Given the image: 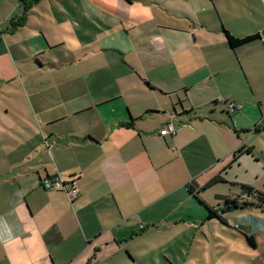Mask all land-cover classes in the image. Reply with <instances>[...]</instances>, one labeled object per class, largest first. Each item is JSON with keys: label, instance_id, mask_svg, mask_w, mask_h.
I'll use <instances>...</instances> for the list:
<instances>
[{"label": "crops", "instance_id": "obj_1", "mask_svg": "<svg viewBox=\"0 0 264 264\" xmlns=\"http://www.w3.org/2000/svg\"><path fill=\"white\" fill-rule=\"evenodd\" d=\"M19 3L0 36L25 100L0 106V264H132L137 230L209 207L200 189L264 135V0ZM55 175L78 178L74 202L42 188Z\"/></svg>", "mask_w": 264, "mask_h": 264}, {"label": "rangeland", "instance_id": "obj_2", "mask_svg": "<svg viewBox=\"0 0 264 264\" xmlns=\"http://www.w3.org/2000/svg\"><path fill=\"white\" fill-rule=\"evenodd\" d=\"M19 1L0 0V4H6V7H0V36L7 28H13L10 19L19 15L12 16ZM7 37L19 38L18 35ZM84 66L82 63L80 68ZM21 67V63H8L0 56V106L25 102L20 97L23 87ZM262 85L260 97L264 101V76ZM252 131L243 135L239 142L248 149L252 147L251 155L243 157L228 172L223 179L227 184H216L201 195L203 201L217 212L218 218L208 219L207 208L198 209L194 205L195 211L182 222H162L137 230L135 241L123 256L129 260L130 255L135 258L136 262L132 264H264V207L253 205L228 211L224 201L218 198L241 194V189L232 182L252 186L255 192L264 194V135ZM243 202L256 204L255 199L250 198ZM248 236L254 237L255 247L248 241Z\"/></svg>", "mask_w": 264, "mask_h": 264}, {"label": "trees", "instance_id": "obj_3", "mask_svg": "<svg viewBox=\"0 0 264 264\" xmlns=\"http://www.w3.org/2000/svg\"><path fill=\"white\" fill-rule=\"evenodd\" d=\"M25 1V0H22ZM20 26V22H12L11 23V27L13 28H18ZM226 34V38H227V42L229 44V46L232 49H236L238 47H241L247 43H250L256 39L259 38V36H251V37H247V38H243V39H239V38H235L234 36H232L229 32L225 31ZM246 132H250V131H246ZM253 132H259L258 130V126H256L253 129ZM250 149L246 148L245 146H242L238 151H236L233 155V160L231 163H235L238 158L243 154V153H249ZM223 182V179L221 178V176H217L215 178H213L210 182H208L205 186H203L200 191H205L206 189L212 187L215 184L221 183ZM193 184H188V190L189 193L194 195V197L200 202L203 203V201L201 200L200 196H199V192H196V190L193 188ZM241 194L237 195V196H233V197H224V196H220L218 197L220 200L224 201V208H226L228 211L230 210H235V209H244L245 207H250L253 205H257L258 207L263 208L264 206H262L264 203V194L255 192V190L249 186H245V185H241ZM246 198H250V199H255L256 204L253 203H247V202H243L244 199ZM208 210V219H212L213 217H217V212L210 207H207ZM248 241L251 243V245L253 247L256 246V243L254 242V237L252 236H248L247 237Z\"/></svg>", "mask_w": 264, "mask_h": 264}, {"label": "built area", "instance_id": "obj_4", "mask_svg": "<svg viewBox=\"0 0 264 264\" xmlns=\"http://www.w3.org/2000/svg\"><path fill=\"white\" fill-rule=\"evenodd\" d=\"M227 111L233 114L240 110L239 104L226 100ZM177 126L172 122L167 124L160 132L161 136L175 135ZM41 186L46 191L63 192L70 202H74L80 195L79 181L77 177L64 178L59 175L47 177L41 181Z\"/></svg>", "mask_w": 264, "mask_h": 264}]
</instances>
